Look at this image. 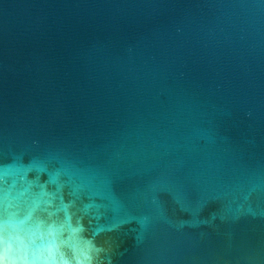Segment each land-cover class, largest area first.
<instances>
[{"label":"water","instance_id":"obj_1","mask_svg":"<svg viewBox=\"0 0 264 264\" xmlns=\"http://www.w3.org/2000/svg\"><path fill=\"white\" fill-rule=\"evenodd\" d=\"M0 260L264 264V0H0Z\"/></svg>","mask_w":264,"mask_h":264},{"label":"clouds","instance_id":"obj_2","mask_svg":"<svg viewBox=\"0 0 264 264\" xmlns=\"http://www.w3.org/2000/svg\"><path fill=\"white\" fill-rule=\"evenodd\" d=\"M0 264H5V262H4L3 260H0ZM87 264H92V261L89 260V261L87 262Z\"/></svg>","mask_w":264,"mask_h":264}]
</instances>
